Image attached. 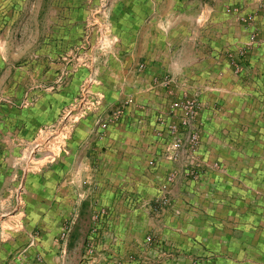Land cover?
<instances>
[{
	"label": "crops",
	"instance_id": "crops-1",
	"mask_svg": "<svg viewBox=\"0 0 264 264\" xmlns=\"http://www.w3.org/2000/svg\"><path fill=\"white\" fill-rule=\"evenodd\" d=\"M0 4V264H80L97 218L85 264H264V0L199 3L195 32L171 15L191 3H123L101 50L81 3ZM84 99L102 106L30 174L22 155Z\"/></svg>",
	"mask_w": 264,
	"mask_h": 264
},
{
	"label": "rangeland",
	"instance_id": "rangeland-1",
	"mask_svg": "<svg viewBox=\"0 0 264 264\" xmlns=\"http://www.w3.org/2000/svg\"><path fill=\"white\" fill-rule=\"evenodd\" d=\"M243 1L245 2V0H0V3H81V6L78 10V16L82 21H84L82 30V32H84V38L88 37L85 40L83 39L84 47H96V49L101 50L106 46L108 47V45L111 47H115L117 45V42L114 41V35L117 33V31H119V26H121V11L123 3H134V5L135 3H139V5H142L143 7L149 6L148 3H175L176 5H179L180 3H191L188 7L185 6L181 8H172L171 15L173 13L179 15L175 25L177 26L179 24V26H181V30L183 26H187L190 29V32H195V30L197 31V26L196 20L193 19L197 18L196 16L200 14L201 9L199 8V3H243ZM9 6L10 5H8V7ZM134 7L132 11L135 10ZM136 9L137 11L135 12H130L128 9L127 13L133 18V16H137L138 12L142 10L141 7L138 9V4ZM8 10H10V8H8ZM166 11L167 10L165 8L160 12V14H164ZM182 17H188L189 20H182ZM95 20L100 21L101 25L99 26L98 24H94ZM160 26L165 27V24H160L159 28ZM17 28L18 26H16V29ZM99 28L103 33L110 32L111 35H106L103 37V34L99 31ZM159 31H161V29H159ZM174 42L181 43L182 40L175 39ZM89 86L90 85L87 84L84 89L80 91V94L87 96ZM100 105L101 104L99 103H95V100H90L88 103L87 100L84 99L78 104V106L74 108L72 113H69L68 110L64 111L62 125L57 126V128H53L52 134H48L46 136L44 135L40 141L34 143L32 147L22 155V162L24 163V166H28V172L30 174H36L37 172H40L42 169L46 168V166L53 164L57 159L60 158L61 155H65V145L69 141L71 127L72 125H75L76 118L82 115L85 116L88 112H93L95 110L97 111ZM54 132H56V134ZM170 142L171 140L169 139V143ZM39 162L42 163V165H40ZM38 166H43V168H39ZM19 202V205H21L23 202L21 196L19 198ZM167 204L168 200L164 198L159 200L156 203V206L159 208L164 207ZM93 229L96 231L93 239L94 241L98 236V218L96 221H94V225L90 229V233ZM87 248L88 247L86 246L85 253L81 258L80 264L87 263L90 257L93 255V248L90 255H86Z\"/></svg>",
	"mask_w": 264,
	"mask_h": 264
},
{
	"label": "built area",
	"instance_id": "built-area-1",
	"mask_svg": "<svg viewBox=\"0 0 264 264\" xmlns=\"http://www.w3.org/2000/svg\"><path fill=\"white\" fill-rule=\"evenodd\" d=\"M175 107L177 106L176 104L174 105ZM185 109V115L181 117L179 123H173V124H168L167 127V136L171 140L169 143L168 147L166 148V156L168 160L175 161L178 157L180 152L183 151L184 145L182 142V139L180 138L181 136V130L186 128L190 122V119L193 116V108L191 104H187L183 106ZM161 123H165V121H161ZM199 145V135L196 132H193L190 134L189 139H188V145H187V150L188 153H195L197 147ZM191 165L193 166L192 171H190L189 175L194 176L196 175L195 169L197 168V163L193 160V158L189 161ZM174 179V176L171 174L168 178V182H172ZM18 204L19 202V197H18ZM96 221V219H95ZM96 234L95 229H93L90 233V236L88 238V245H87V253L86 255H90L92 252L93 248V239Z\"/></svg>",
	"mask_w": 264,
	"mask_h": 264
}]
</instances>
